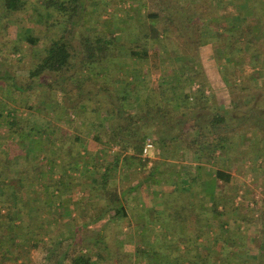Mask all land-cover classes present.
<instances>
[{"label": "trees", "instance_id": "obj_1", "mask_svg": "<svg viewBox=\"0 0 264 264\" xmlns=\"http://www.w3.org/2000/svg\"><path fill=\"white\" fill-rule=\"evenodd\" d=\"M217 1L222 0H215L214 3L201 1L203 3L193 6L197 9L207 4L203 11L201 8L195 12L182 11L185 12L182 15L186 18L185 22L194 25L192 29L188 28L191 31L189 41L185 34L187 27L180 28L179 11L168 8L164 13L148 11L145 16L141 12L142 16L138 18L147 21L149 25V33L141 35L131 28L135 12L129 8L121 10L124 17L120 19L121 25L129 28V39H117L114 35L104 37L95 31H85L80 32L77 48L74 44L77 38L74 30L77 20L82 18L81 13L86 11L85 0H0L5 26L8 27L11 22L19 24L17 41L12 45L15 48L11 53H20L24 49L39 50L44 45L38 60L21 71L25 74V84H17L15 72L14 76L8 71L0 75V85L10 92L17 106H22L21 95L36 91L37 98L32 110L42 116V121L34 124L33 119L28 121L23 111L0 102V128L7 127L9 133L7 140H0V264H139L144 260H153L155 264L162 260L169 262V256L152 250L145 251L136 245V235L146 232L145 225L134 219L133 222L129 216L128 197L139 192L141 180L138 176L148 165L147 161L142 163L139 159L143 155L146 139L150 138L146 133L153 127L152 124L162 126L168 133L177 130L178 135L163 142V146L172 150L180 143L185 156H194L197 150L202 156L211 158L217 152L227 151L229 134L238 124L229 123L227 117L239 111L247 102L245 99L240 102L234 97L232 90L237 87V79L229 76V72L236 70L245 74L246 66L250 67L253 61L264 56V50L258 48L264 45L261 21L257 33L253 27L239 30V17L235 19L238 15L230 13L229 10L233 11L231 8L220 11L223 6ZM228 5L235 9L243 8L240 4ZM244 13L248 15L247 19L253 15L249 11ZM216 14L220 21L225 20V25L213 23ZM204 16L213 20L206 27L201 23ZM201 29H204L202 34L198 32ZM225 34H231L232 37L229 43L224 42V49L229 51H222V47L218 51V47L212 43L213 38L220 37L221 41ZM246 34L251 38L247 40ZM243 38L245 41L241 42ZM167 44L171 45L172 54L175 55V51L179 54L177 58L183 60L182 64L178 70L173 68L172 74H176L170 76L173 77V83L163 77L156 88L148 86L147 90H143L141 108L127 106L130 94L138 95L136 88L141 87L140 82H127L130 90H123L119 95L111 83L109 88L112 89L102 88L103 93L95 97L91 93H83L86 104L83 112L87 115L83 121V137L79 134L81 132L71 134L48 120L52 111L46 104V97L52 95L50 91L55 88L54 83L62 85L65 73L75 62V81L82 75L78 67L83 68V74H88L83 88L76 83L78 96L89 84L101 86L100 82L104 79L111 80L116 75L114 68L117 61L121 63L122 71L133 62L141 71L151 59L150 51L155 49L160 63L165 62L167 56H173L169 55ZM156 45L162 48L157 49ZM228 52L234 55L230 60L233 65L229 71L225 70L227 62H222V57H227ZM8 58H5L6 64ZM22 61L18 59V62ZM185 63H196V66L200 64L198 74L205 83H202L203 88L198 93L188 94L185 90L188 87L192 90L191 79L195 73L191 66L192 71L186 78L185 68H182ZM253 70H256L255 67ZM116 76V80L120 78ZM54 77L55 80L52 79ZM164 84L171 86L173 95L171 90L168 92L164 88ZM44 85L48 88L44 89ZM61 92L67 96L64 90ZM212 100V106H223L225 112L214 110L212 117L203 114L212 108ZM105 101H108V108ZM169 101L178 108L169 109ZM65 104L61 106L68 116L79 110V104L72 108ZM35 112L33 114L36 117ZM259 126L262 128L257 126V130L263 132V117L259 120ZM91 136L96 145L104 146L105 149L95 155L87 156L84 152L82 155V149L88 147V138ZM114 147L117 149L112 152ZM133 149L134 154L131 153ZM82 166L84 172L80 169ZM139 169L142 171L139 172ZM153 176L154 170H150L149 176L143 180L151 181ZM210 178L215 184L233 183V175L222 169H217ZM204 182L206 184V180ZM78 192L84 194L82 198L75 196ZM213 201V211L221 221L218 233L237 232L239 236L237 241L230 237L226 240L224 235H218L212 243L201 241L196 258L200 260L199 264H248L242 261L241 254L229 252L234 247L247 249V260L250 262L264 264V220L255 216L256 208H247L242 219L234 220L233 225L224 230L230 220L228 211L232 203L218 197L216 192ZM220 206H223V212L218 210ZM191 216L194 218L197 215L193 213ZM195 221L192 220L193 224ZM101 223L103 226L100 231L97 225ZM260 223V232L256 234V226ZM116 226H119V230L115 233L113 228ZM199 232L203 235V232ZM248 239L249 244L246 242ZM211 247H214L213 251ZM217 247L220 249L217 250ZM33 251L37 253L38 262L32 260ZM184 262L183 259L178 264H192ZM198 262L195 261V264Z\"/></svg>", "mask_w": 264, "mask_h": 264}, {"label": "rangeland", "instance_id": "obj_2", "mask_svg": "<svg viewBox=\"0 0 264 264\" xmlns=\"http://www.w3.org/2000/svg\"><path fill=\"white\" fill-rule=\"evenodd\" d=\"M180 1V2H179ZM201 1L204 2H209L212 1L214 3L215 0H146L145 1V5H144V9L145 11H134L136 13V17L133 20V25L131 24V28L134 31H139L138 34H144V33H149V25L146 24L144 25L143 23L145 22V20L143 19H139L138 16H142L141 12H148V11H161L162 13H164V11H166V9L168 8H172L173 11H179V13H181L178 16V22L180 23V28L183 29V27H187V29H185V31L183 30V32H185V34H187L186 38L188 39L187 41L190 40L191 36V31L188 30V28H193L194 25H190L188 22H185L186 18H183L182 15L185 12L182 11H196L197 9H200L201 11H203V9H205V6L207 5H203V6H199V8L195 9V7H193L194 5H199L198 3H203ZM242 1V3H241ZM86 2V11H83L81 13L82 18L77 20V26L75 27V34L76 37L74 40V44L76 45L77 48H79V38H80V32H85V31H92V32H97L98 34L106 37V36H111L114 35L115 37H117V39H129V28L126 29L124 28L123 25H121L120 23V19L124 16H122V12L121 10H128V4H134V0H85ZM196 2V3H194ZM210 3V2H209ZM218 4H221L223 7H220V11L225 8H231L233 9V11L229 10L230 13H233V15H238L235 16V19H237L238 17V28L239 30H247L248 28H252L253 26H256L255 22L257 20V18L260 19L261 24L264 28V0H222V1H217ZM238 3H240V5H243V8L240 9L239 7H237L236 9L233 6H229L228 4L234 5V6H238ZM136 4V3H135ZM140 4V3H138ZM224 4H226V6H224ZM229 6V7H228ZM131 7V6H130ZM133 7V5H132ZM176 7V8H175ZM263 9V10H262ZM206 10V9H205ZM214 10V9H213ZM227 10V9H226ZM216 10H214L215 12ZM219 11V10H217ZM252 12L254 15H252L251 17H248L247 19V14H242V12ZM31 12V11H29ZM172 12V11H171ZM192 12V13H194ZM2 12L0 11V75H3L2 73L5 74V72L10 73L12 76H14V73H17V75L15 74V81L17 82L18 85L22 86V84L24 83V77L25 74L23 75L21 73L22 69H24V67H29L31 66V64H33L34 62H36L38 60V57L41 53V49H43L44 45L40 46L41 49L39 50H32V49H24L23 52L20 53H11L12 50L15 48L12 45H14L17 41V33H18V29H19V24L16 22H11L9 24L8 27L5 26V22H4V17H2ZM240 14V15H239ZM219 16V15H218ZM246 18V19H244ZM182 19V20H181ZM210 19V17L208 16H204L203 19H201V23H203L204 27H206V25H208V20ZM216 20H214L213 23H216L217 25L219 24V22L222 25H225V20H219V18L217 17L216 14ZM244 19V20H242ZM211 20V19H210ZM218 20V22H217ZM213 21V20H211ZM227 24V23H226ZM120 28H119V27ZM130 28V29H131ZM256 29V27H255ZM204 31V29L202 30H198V32ZM213 29L211 30L210 36L212 35ZM221 32H223L221 30ZM174 33V32H172ZM206 35V31L204 32ZM202 34V32H201ZM147 35V34H144ZM249 34H246V39L249 38ZM79 37V38H78ZM229 37V38H228ZM220 37L218 39L213 38V44L214 47H218V51L219 48L222 47V51L226 50L229 51L227 48L224 49L225 45L227 43H229L232 40L231 34H229V36L223 35L221 37V41L219 40ZM219 40V41H218ZM233 40H235V38H233ZM259 41V40H258ZM226 44H225V43ZM264 42V40H263ZM165 42L161 43L160 45H163ZM191 43V42H190ZM195 42H193L192 44H194ZM160 45H156L157 49H161L162 47H160ZM169 45V44H167ZM8 46V47H7ZM11 46V47H9ZM29 46V45H28ZM174 46V45H172ZM196 46V45H195ZM245 46V45H244ZM7 47V48H6ZM30 47V46H29ZM169 47L168 52L169 55H173V56H167L165 59V62L160 63V60L157 58L154 50L150 51V61L144 65V68L147 67L150 70V77H148V79L146 81L142 80L140 81L139 79V67L136 63H132L129 64L128 66H126L125 70L122 71V67H121V63L119 64V61H117V65L114 68V73L116 75H119L120 78L119 79H115L117 76L115 75L113 78L110 79H104V81H99L101 83V86L98 85H93V84H89L87 85L84 89V92L81 90V94L77 96V91L78 89L75 88L76 83L79 84V86H81L83 88V82L85 81V77L86 75H88L87 73L83 74V68L78 67L81 71H82V75L79 76V80L75 81L73 79V75H75L76 70H77V63L75 62L72 66V68L67 71L64 75V80L61 82L62 85H56L55 83L53 84V87H55L53 89V91L51 90L50 93L52 92V95L50 97H46V104L47 106L50 108V110L52 111L50 116H49V121H53L54 125L57 128H63L65 130H68L71 134L74 133H79L80 135H82L83 137V121L85 119V117L87 115H85V112H83V108L86 107L85 102L83 101V93L84 94H89L91 93L92 95H94V97L98 94H102L103 92L101 90H103L102 88L106 89L109 88V85H111V83L114 85L113 88L116 91V94H120L123 91L122 90H129L130 88L126 85L127 82H131V81H136V82H140L139 85L141 87H137L136 89H138V95L131 93L130 97H129V103L127 104V106H132L134 105L136 108H141V104L143 102V97H144V92L143 90L146 89L147 87H151V88H156V86L158 85V83L161 81V78L165 77L167 79H170L171 83L174 82L173 77L170 76H174L176 74H172L173 68L175 70H178L182 64V61L180 59L179 61V54L176 53L175 51V55L172 54L173 51H171L170 49L172 48L171 45L167 46ZM236 47H239L236 46ZM259 50H264V45H259L258 46ZM4 49V50H3ZM238 50H240L239 48H237ZM192 53V52H191ZM194 54L197 55V53L194 51ZM229 55L227 57H225V55H221L223 56V63L227 62V66H225V70L229 71V69L231 68V66L233 65L232 62H230V60L234 57V55H230V52H228ZM8 58V64L5 63L6 59ZM20 57V58H19ZM23 59L22 62H18V59ZM250 61V60H249ZM252 61V59H251ZM230 62V64H228ZM248 62V57H247V61ZM144 63V62H143ZM191 64V65H190ZM196 63H185L184 67L185 68V76L186 78H188V76L190 75L192 69L191 66H193V72L194 75L192 74V84L191 87L192 90H190V87L186 88V92L189 93H193L197 91H199L200 89L203 88L202 83H205V80L202 79L200 76L199 71H200V64H197V66L195 65ZM253 67H255L256 70H253ZM14 68V70H13ZM132 69H135L134 71H132ZM244 70H246V73H241V72H237L236 70H230V75L233 78L237 79V87L233 88L232 92L234 94V97L236 98V100H239L240 102L245 99V101H247L246 103H244L242 105L241 108H243L244 106H247V109L245 108L242 111H234L233 113L230 114L228 118L229 123H236L237 119L239 117H241L242 119H244L243 117H248V119L246 120V122L244 123L245 126L249 127L246 129H249L250 131H252V138H240V136H236V138H234V142L233 143H237V147L235 148L234 152L233 149H231L232 151L229 152L230 155H232V153L235 154V156L237 155L240 156L241 152H239V147L238 143L239 141L242 139L243 141H248L245 145V148H243V153L246 154H250V157H257L260 155L257 154L258 150L261 149V147H263L264 145V137L261 135V132L257 130V126H259V120H261V118H264V56L259 59H257L256 61H253V64H251V66H246V68H244ZM122 71V72H121ZM137 71V72H135ZM20 72V73H19ZM201 73V72H200ZM71 78V79H70ZM53 80H55V77L52 78ZM52 80V81H53ZM51 81V82H52ZM9 82L13 83L12 80H10ZM37 84L40 83V81H36ZM85 83V82H84ZM164 88L169 92L171 90V94L173 95V91L171 89V86H168L167 84H164ZM61 86V87H60ZM48 86L44 85V89H47ZM183 88V87H182ZM195 88V89H194ZM109 89H112L111 87ZM61 90H64L65 93H67L66 95H63V93L61 92ZM140 90V92H139ZM145 90V92H146ZM46 91V90H43ZM191 91V92H190ZM50 95V94H49ZM93 97V98H94ZM37 98V92L36 91H32L30 93L24 94L23 96L21 95V99H23L22 102V106L19 107L17 106V101L10 97V92L6 91V89L0 85V102L3 101L4 103H6V105H8V107H13V108H17L19 109V111H23V115L28 119V121L33 119V123L37 124L38 121H42L40 114L36 113V110H32L33 105L35 103V100ZM94 100V99H93ZM213 101V100H212ZM108 101H105V105H107V108L109 107V104H106ZM64 103H66L65 105L68 106L69 108H72L74 106H76L77 104H79V110L77 111V113L75 114H70L68 116L67 112H65L64 108L61 106ZM214 101L211 103V106L213 105ZM243 103V102H242ZM173 103L172 101L168 102L167 107H169V109H171ZM210 106V107H211ZM219 107H215L212 106V108L208 111L205 112V115H207L208 117H212L214 110H218L221 113H224L225 111L219 110ZM174 108H178L177 106ZM140 110V109H137ZM33 112H35V114L37 115L36 117L34 116ZM252 114H256V116L253 117ZM4 117H6V115H3ZM251 116V117H250ZM39 117V118H38ZM235 117V118H234ZM36 118H38L36 120ZM108 123V122H107ZM107 123L103 124L106 125ZM157 125V124H156ZM238 125V124H237ZM235 128L232 129L236 130V132H239L240 126L238 125ZM256 125V127H255ZM156 127V126H155ZM264 127V126H263ZM262 128V127H261ZM103 130V129H102ZM245 130V129H244ZM244 130L240 131V132H244ZM104 131V130H103ZM140 132L142 130H139ZM151 130H148L146 135L147 137H153L152 133H150ZM104 133V132H103ZM8 130L7 127H2L0 128V140L1 141H5L7 140L8 137ZM105 134V133H104ZM230 135V134H229ZM106 136V134H105ZM146 137V138H147ZM93 137H89L88 138V144H87V148L86 149H82V155L83 152L84 154L86 153L87 156L89 155H95L96 153H98V151H102L104 148V146H99L96 145L95 142L92 141ZM240 144V143H239ZM116 148V147H114ZM241 148V147H240ZM116 150V149H115ZM114 152V151H112ZM111 153V152H110ZM242 153V154H243ZM140 158V157H139ZM253 158V162H255V159ZM141 159V158H140ZM258 159V157L256 158ZM256 168V167H255ZM80 169L83 171V166L80 167ZM237 169V168H235ZM257 169V168H256ZM149 169L145 170L141 175L138 176L139 180H143L146 179V176H149ZM257 170H254V172ZM250 173L248 175L245 174H241L242 172L240 171V169L238 168L235 173V182L233 183V185L237 186L239 189L242 188V186H244L245 188H248L249 192H247V194L243 195V193H239L238 196L235 200V203L238 204L239 206H235L237 209H235L234 211V207L233 205L230 207L229 209V217H240L243 213H246L245 211L247 210V206L251 204L250 207H254L256 208V213L255 216L258 214V217H264V213L262 214L261 210H260V205L261 202H258L259 199L258 197H260L261 193H263L260 189V185L261 184V177L259 175H256L255 173ZM263 180V179H262ZM232 185V186H233ZM145 186V185H144ZM144 186L141 187L140 189V193L141 195H143L144 192ZM236 187V188H237ZM262 188H264V185L262 186ZM261 191V192H260ZM83 193L82 192H78L75 194V196H78L80 198L83 197ZM258 208V209H257ZM257 217V216H256ZM261 223L259 225H257L255 230V233H259L260 232V228H261ZM103 223L98 224L97 225V230H102ZM100 230V231H101ZM113 230L118 231L119 230V226H116V228H113ZM126 231V229H125ZM113 234V233H111ZM140 243L142 242L141 240H137L135 239V243ZM248 244L250 243V240L248 239L246 241ZM246 243V245H247ZM235 248H239V247H235ZM240 251L242 252L241 257L243 258L242 261L243 262H247L248 264H255L250 262V260H247V255L246 253H248V250L245 249L244 247H242L240 249ZM37 253L36 252H32V260L34 262H38L37 261ZM15 264V263H14Z\"/></svg>", "mask_w": 264, "mask_h": 264}, {"label": "crops", "instance_id": "obj_3", "mask_svg": "<svg viewBox=\"0 0 264 264\" xmlns=\"http://www.w3.org/2000/svg\"><path fill=\"white\" fill-rule=\"evenodd\" d=\"M145 1L146 0H134V4L129 3L127 7L128 9L130 8L129 10L132 9L133 11H145ZM142 14L145 16L146 12ZM251 14L253 13L251 12ZM134 15L136 17V13H134ZM210 21L209 19L208 23ZM259 23L260 19L257 18L255 22L256 26H253V31L256 33L260 27ZM143 24L146 25L148 22L145 21ZM250 38L251 37L247 38V40ZM242 41L244 42L245 39L243 38L241 42ZM149 68L145 67L141 69L139 74L140 81H146L148 77H150ZM134 70L135 69H132V71ZM207 94H209V92H207ZM247 106L248 105L241 108L240 111L245 108L247 109ZM131 107H133V105ZM174 107H176V105ZM219 110L225 111V108L220 106ZM203 114H205V112ZM243 118L244 119L239 117V121H237L240 126L239 132L233 130L229 135L228 150L223 153L217 152L211 155V158L207 155L202 156L197 150L194 151V156H185L180 143L176 144L172 150L167 149L163 146V142L171 140L173 135L177 136L178 131H172L171 134L167 131L165 132L162 126L158 127V125L152 124L153 127L150 133L153 135L152 138L155 141V148L150 152L148 157H143L142 155L140 157L141 159H139L142 163L145 161L148 162L145 170H154L155 176L151 178V181H148V179L146 181H139L141 187L145 185V193L141 195V188H139L138 193L135 192L130 195L128 197V208L130 220L133 222L137 220L145 225L146 232H144L143 235H136V239L142 242H137L136 245L139 247L141 246L145 251L152 250L153 252H159L162 255L170 257L169 262L162 260L158 264H178V262H181L183 259L185 261L184 263L192 262V264H195V261H199V264L200 260L196 258L198 256L197 252L200 248L201 241L212 243L213 239L218 235H224L226 240L229 237L231 240H238L239 234H237V232L229 233L224 231L222 234L218 233L221 221L213 211V195L214 192H216L218 197L224 198L227 202L232 203L234 207L239 206L235 203L236 198L239 197L238 194L241 192L245 195L249 190L244 186L239 189L237 186L233 185L235 182V171L238 168L242 172V175H248L253 173L254 170H257L254 173L263 179H261V184L262 186L264 185V145L257 152L260 157L257 156L258 159H256L257 157H253L255 162H253V158L249 156L250 154L243 153V148H245L248 141H243L242 139L239 141L240 144L238 143V146L240 145L241 147H239L241 155L237 157L234 153H232V155H230L231 153L229 154V152L232 151L231 149H233L232 152H234L237 147V143H233L236 136H240V138H252V131L246 129L249 127L244 125L248 117ZM242 130H244V132H240ZM261 135L264 137V130ZM115 149L117 148H114L112 151H115ZM131 153L134 154L135 149H133ZM189 158L192 160H187ZM217 169L230 172L233 175V183L230 185H224L222 183L215 184L210 177ZM145 170H143V172ZM124 171L126 172L127 170L124 169ZM140 171L142 170L139 169V172ZM135 174L136 172L132 175ZM147 177L148 176H146V178ZM205 180L206 184L204 182ZM262 186L260 185V189L263 193L258 197V202H261L259 208L263 214L264 188H262ZM251 204L252 203H250L247 208H249ZM218 210L223 212V206H220ZM193 213L197 215L194 218L191 216ZM244 215L245 214L242 212L240 217L230 216V220L228 224L225 225L224 230H226L228 226L230 228L234 220H240ZM256 216L258 217V214ZM194 219H196V221L193 224L192 220L194 221ZM196 230H198V232ZM199 230L203 232V235H200ZM212 248L214 249V247L210 249ZM216 249L219 250L220 248L217 247ZM230 251L239 255L242 254L240 248L237 249L234 247L229 250V252ZM151 261L152 262L144 260L139 264H155L153 260Z\"/></svg>", "mask_w": 264, "mask_h": 264}, {"label": "built area", "instance_id": "obj_4", "mask_svg": "<svg viewBox=\"0 0 264 264\" xmlns=\"http://www.w3.org/2000/svg\"><path fill=\"white\" fill-rule=\"evenodd\" d=\"M195 89V88H194ZM155 148V141L153 138H147L144 143L143 157H148L150 152Z\"/></svg>", "mask_w": 264, "mask_h": 264}]
</instances>
